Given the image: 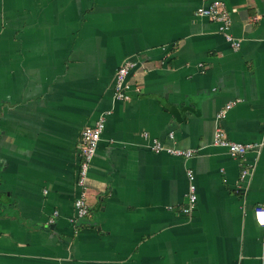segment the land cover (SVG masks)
<instances>
[{"label":"crops","instance_id":"obj_1","mask_svg":"<svg viewBox=\"0 0 264 264\" xmlns=\"http://www.w3.org/2000/svg\"><path fill=\"white\" fill-rule=\"evenodd\" d=\"M223 2L236 50L205 0H0V264H262L264 145L232 157L212 137L237 101L228 139L264 138V0ZM100 117L76 230L80 134Z\"/></svg>","mask_w":264,"mask_h":264},{"label":"built area","instance_id":"obj_2","mask_svg":"<svg viewBox=\"0 0 264 264\" xmlns=\"http://www.w3.org/2000/svg\"><path fill=\"white\" fill-rule=\"evenodd\" d=\"M206 3L199 6L195 14L198 16L206 17L218 25V31L221 32L227 42L233 49H238L240 46V40L233 37L230 33L231 19L229 13L225 7L223 0H205ZM137 63L134 59H125L117 68L114 75L113 91L116 99L127 100L130 98L129 87L127 85V78L131 74L132 70L136 67ZM237 101L226 103L216 113L217 126L214 130L212 143L217 146L223 147L229 155L232 157H242L247 151L252 149H259L264 145V138L258 142L242 143L228 139L224 129L220 126L219 122L223 120L229 109ZM105 127V120L100 117L93 124L85 126L80 134V141L78 145V175L77 186L79 188L78 196L74 199V221L82 219L89 215V204L86 197L87 189V174L93 156L96 153L98 143L101 139V133ZM144 137L148 134L144 133ZM169 138H173V133H169ZM151 149L155 153L166 152L169 155L189 158L193 155L192 149L176 148L173 146H167L163 144L159 139L153 138L151 143ZM247 170H243L241 178H244ZM187 178L189 181L187 191L186 206L182 209L183 213H190L194 210L197 200L196 186L193 182L194 175L191 170L187 171ZM254 214L257 218V222L261 227H264V201L258 203L254 207ZM53 215H57V211L53 212ZM73 221V222H74ZM50 223L53 219H50ZM264 264V258L262 259Z\"/></svg>","mask_w":264,"mask_h":264},{"label":"trees","instance_id":"obj_3","mask_svg":"<svg viewBox=\"0 0 264 264\" xmlns=\"http://www.w3.org/2000/svg\"><path fill=\"white\" fill-rule=\"evenodd\" d=\"M89 212H90V210H89ZM86 217H88V216H86ZM86 217H84V218H82V219H78V220H76V221L73 222L74 228H75L76 230L79 228V225H81V223L83 222V220H84Z\"/></svg>","mask_w":264,"mask_h":264},{"label":"water","instance_id":"obj_4","mask_svg":"<svg viewBox=\"0 0 264 264\" xmlns=\"http://www.w3.org/2000/svg\"><path fill=\"white\" fill-rule=\"evenodd\" d=\"M49 227H50L51 229H53V228H54V225H53V224H51V225H49Z\"/></svg>","mask_w":264,"mask_h":264}]
</instances>
